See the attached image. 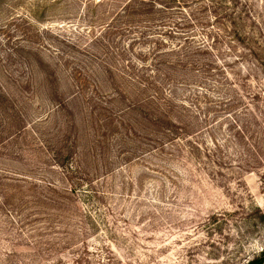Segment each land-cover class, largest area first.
<instances>
[{
	"label": "rangeland",
	"instance_id": "obj_1",
	"mask_svg": "<svg viewBox=\"0 0 264 264\" xmlns=\"http://www.w3.org/2000/svg\"><path fill=\"white\" fill-rule=\"evenodd\" d=\"M263 251L264 0H0V264Z\"/></svg>",
	"mask_w": 264,
	"mask_h": 264
},
{
	"label": "trees",
	"instance_id": "obj_2",
	"mask_svg": "<svg viewBox=\"0 0 264 264\" xmlns=\"http://www.w3.org/2000/svg\"><path fill=\"white\" fill-rule=\"evenodd\" d=\"M263 256L260 258H255L251 261H249L247 264H264V251H263Z\"/></svg>",
	"mask_w": 264,
	"mask_h": 264
}]
</instances>
